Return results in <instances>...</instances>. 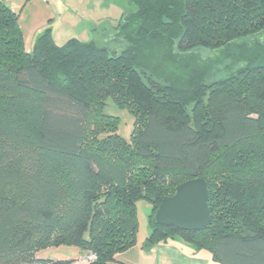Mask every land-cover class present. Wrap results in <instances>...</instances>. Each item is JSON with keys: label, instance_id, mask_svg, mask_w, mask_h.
<instances>
[{"label": "trees", "instance_id": "16d2710c", "mask_svg": "<svg viewBox=\"0 0 264 264\" xmlns=\"http://www.w3.org/2000/svg\"><path fill=\"white\" fill-rule=\"evenodd\" d=\"M122 53L52 28L27 52L0 0V264H75L37 253L75 247L116 264L171 242L218 264H264V0H130ZM135 119L129 140L107 101ZM105 134L107 136H105ZM209 187L200 231L156 225L183 183Z\"/></svg>", "mask_w": 264, "mask_h": 264}, {"label": "rangeland", "instance_id": "374dc122", "mask_svg": "<svg viewBox=\"0 0 264 264\" xmlns=\"http://www.w3.org/2000/svg\"><path fill=\"white\" fill-rule=\"evenodd\" d=\"M130 0H111L112 3L117 2L120 8H101L96 10V15L92 16H75V15H57L48 14L44 16L47 20V27L52 28L53 36L56 43L60 46L66 44L70 39H78L84 42H95L99 44L107 45L112 53L120 54L124 49V44L118 43L116 40V24L124 13L132 10L130 6ZM110 2V0H107ZM53 17L54 25L49 24L50 18ZM80 19H79V18ZM27 23L21 22L24 32L26 34V47L32 52L35 45L36 32H32L28 29L34 25L31 24L34 15H28L25 17ZM81 21V22H80ZM31 24V26H29ZM54 29V30H53ZM30 35V36H29ZM37 39V38H36ZM260 39L264 41V33L261 34ZM105 113L110 116H116L119 118V130L118 134L129 140L132 137L134 131V117L127 111L121 110L114 105L111 99L107 101V107ZM105 136H107L105 134ZM137 214L139 219V237L143 238L145 233L150 230V205L146 201H141L137 206ZM37 258L46 261H76L78 259V249L75 247H51L39 251Z\"/></svg>", "mask_w": 264, "mask_h": 264}, {"label": "crops", "instance_id": "0c3cea01", "mask_svg": "<svg viewBox=\"0 0 264 264\" xmlns=\"http://www.w3.org/2000/svg\"><path fill=\"white\" fill-rule=\"evenodd\" d=\"M3 2L16 14L19 15V24L22 29L25 47H26V34L24 32L21 22H28L25 18L33 14L31 26L28 28L36 32V38L49 27H47V19L44 16L48 14L57 15H75L92 16L96 15V10L101 8H120L117 2H107V0H3ZM98 12V10H97ZM54 18L51 17L49 24L54 25ZM119 21V20H118ZM22 22V23H23ZM81 22V21H80ZM54 30V29H53ZM30 36V35H29ZM35 38V40H36ZM27 52H31L26 47ZM151 233L150 230L145 233L143 238L137 236V244L129 250L115 256L116 264H218L214 261L212 254L207 250L195 251L190 245L179 242H171L167 244H158L151 250L146 251L144 244ZM78 249V248H77ZM78 258L82 257L84 252L78 249ZM76 264V263H75Z\"/></svg>", "mask_w": 264, "mask_h": 264}, {"label": "water", "instance_id": "95a60500", "mask_svg": "<svg viewBox=\"0 0 264 264\" xmlns=\"http://www.w3.org/2000/svg\"><path fill=\"white\" fill-rule=\"evenodd\" d=\"M210 193L205 180L197 178L180 185L175 195L163 200L153 222L181 231H200L211 223Z\"/></svg>", "mask_w": 264, "mask_h": 264}, {"label": "built area", "instance_id": "2783aa9c", "mask_svg": "<svg viewBox=\"0 0 264 264\" xmlns=\"http://www.w3.org/2000/svg\"><path fill=\"white\" fill-rule=\"evenodd\" d=\"M97 256L93 253H87L76 260V264H95Z\"/></svg>", "mask_w": 264, "mask_h": 264}]
</instances>
